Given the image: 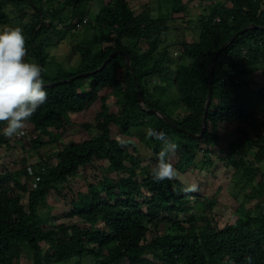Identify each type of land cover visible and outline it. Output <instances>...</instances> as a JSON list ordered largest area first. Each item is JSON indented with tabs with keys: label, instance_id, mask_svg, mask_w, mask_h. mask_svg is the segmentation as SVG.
I'll return each instance as SVG.
<instances>
[{
	"label": "trees",
	"instance_id": "1",
	"mask_svg": "<svg viewBox=\"0 0 264 264\" xmlns=\"http://www.w3.org/2000/svg\"><path fill=\"white\" fill-rule=\"evenodd\" d=\"M161 1L175 18L188 4L205 0ZM208 1V12L204 7L196 21L197 39L182 41L173 55L168 46L160 47L168 14L151 18L148 3L136 11L130 0H108L94 14L93 0H0V28H22L25 59L42 67L47 92L45 103L25 122L24 129H31L16 135L27 134L24 143L16 145L14 138L0 135V150L16 145L10 151L23 152L12 159L13 167L0 168V264H21V253L29 264H137L147 252L164 264H264V185L246 194L258 199L255 209L219 226L211 214L214 197L193 194L174 178L152 179L150 170L160 142L146 133L140 137L152 144L146 162L128 139L111 133L112 126L127 135L141 127L165 131L179 144L184 165L175 167L180 170L199 163L212 166L215 159L211 157L216 156L223 166L231 165L232 171L242 168V176L259 171L251 168L247 156L253 154V161L264 163V135H249L256 116L241 91L254 89V98L264 100V0ZM250 24L255 27L231 40ZM78 28L84 38L76 43L79 63L49 71L52 41L68 33L74 36ZM223 44L226 47L213 65L206 128L194 137L201 131L208 65ZM114 51L108 63L95 71ZM85 72L91 73L70 80ZM159 78L171 80L177 91L182 109L175 117L161 105L167 86L159 85ZM108 92L120 106L117 113L109 110ZM156 92L159 98L150 95ZM97 102L100 109L95 121L83 124L88 131L93 129L90 137L59 142L69 125V114ZM229 131L234 133L231 141L225 137ZM51 148L57 150L48 154ZM199 154L200 162L192 164ZM103 160L107 164L101 180H95L96 174L85 189L63 192L69 176H78L88 167L96 173ZM51 192L64 201L56 218L46 213Z\"/></svg>",
	"mask_w": 264,
	"mask_h": 264
},
{
	"label": "rangeland",
	"instance_id": "2",
	"mask_svg": "<svg viewBox=\"0 0 264 264\" xmlns=\"http://www.w3.org/2000/svg\"><path fill=\"white\" fill-rule=\"evenodd\" d=\"M108 0H93L92 4V11L94 14H96L99 11V8L102 6L103 3H105ZM131 3L130 6L134 8L136 11H140L142 7H144L147 3L149 4V16L151 18H158L160 14L167 13L168 14V20L165 22L164 26L167 27L165 35H162V39L164 38V42L160 45V47L168 46V49L173 53V55L177 54V51L179 50V43L182 41H190V40H196L198 37V30H199V23L197 24V18L198 15L203 12V8L205 7L206 11L208 12L207 5H210L208 0L200 2H193L191 4H188L186 6V9L183 13H177L175 18L171 17L169 15L168 10H166V7L164 6V3L161 0H130ZM264 2V1H263ZM146 3V4H145ZM231 4L227 2V6H230ZM174 18V19H173ZM187 21V22H186ZM190 21V24L188 23ZM198 22V21H197ZM183 28V29H182ZM65 37V38H64ZM62 39L55 38V40L52 41V44L48 48V59H47V69L51 72H56L57 69L62 67H73V65H77L79 63V55L76 50V43L83 42L84 38L82 37V29L78 28L74 32V36H72L70 33L66 34ZM78 37V38H77ZM77 39V40H75ZM189 60H186L188 62ZM49 67V68H48ZM258 80V78L253 79ZM159 85L161 86H167L166 87V93H164V96L160 97L158 93H150L151 96H156L157 98L164 99L161 102V105L166 109V113L168 115H172L175 117L177 113L180 112L182 107L179 104V97L177 95V91L174 87H172L171 80L157 79ZM251 86H254V84H250ZM171 86V87H170ZM152 90V87H149V91ZM256 91V90H255ZM248 94V95H246ZM256 92H254V89L251 91L248 87H243V90L241 91L242 97H244L247 101V104L251 106L253 109V115L254 121H252V127L248 128V133L251 137L256 138L258 135L263 134L264 135V100H257L254 97ZM116 97L113 95H110L108 92V98H107V104L109 105V110L112 113H117L120 109V106L118 103H116ZM263 103L262 105H260ZM259 104V105H258ZM258 105L256 108L255 106ZM100 109V102H97L93 105H91L88 109L80 111V112H74L69 114V125H67V130L62 131V136L59 139V142L62 144H65L70 141H82L83 139H86L90 137L89 135L92 134L94 131L89 130L84 126L83 124L93 123L95 121V116L98 113ZM222 126L226 127L227 125L223 124ZM31 127L28 126V130H30ZM146 128H136L133 129L132 135H127L123 133V131L116 126H112L111 133L112 135L119 136L122 135L123 138L128 139L130 143L134 144L137 148V153L140 155V157L144 158L145 161L146 158L151 155V145L140 141V137L145 134ZM233 129V128H231ZM28 130L23 129V133H26ZM91 131H93L91 133ZM122 131V132H121ZM224 131V130H223ZM39 131H36V133ZM226 132V131H224ZM121 133V134H120ZM225 135V137L231 141L232 137L234 136V133L229 131ZM232 133V134H231ZM24 137H17L16 135L11 136V138H14V143L16 145H21L24 143L23 141L27 138V134H24ZM47 137H44V140H46ZM16 145H11L10 147L2 146L0 150V168H2L3 165H8L10 167L12 164V159L20 156L23 154L22 151H10L12 150ZM8 150V152H6ZM56 148H51L48 151L49 153H53L56 151ZM129 151H132L129 149ZM248 163H253L252 167L254 171L259 170L258 172H246L249 173L247 175L242 176L243 171L242 168L238 169L236 168L234 171H232L231 165H224L222 164V161H216V156H213L214 163L212 166L200 165V154L195 156L193 158L194 163H199L198 166H191L190 168L184 169H178L175 167L184 165L183 158L181 157L180 153L176 150L174 154L170 156L171 163L176 169V176L174 177L175 180L180 181L185 187L188 188V191H191L193 194H202L208 198L214 197L215 202L212 206L211 214L214 216L215 220L218 222L219 226L224 225L225 223H233L238 217H242L244 214L248 213L249 210L255 209V204L258 202L257 198H250L247 197L246 194L249 192L257 191L256 188L263 189L264 185V163L253 161V154L251 156H247ZM37 159V158H36ZM36 159H33L34 161ZM99 164H101L102 169L99 167V170L97 168V172L94 173L93 168H87L84 170V172H80L78 176H69L68 177V187L63 188V192H70V191H77L85 189L88 182L95 180H101L100 174L103 173V168L106 166V161H99ZM147 165V164H146ZM200 166H202L200 168ZM250 166V165H249ZM262 180V181H261ZM37 181V180H36ZM33 187L35 186V183L33 182L31 184ZM63 186L66 185V183L62 184ZM194 187L195 190H191ZM26 200V199H25ZM61 197L54 196L53 192L49 193L47 204H46V213L51 214V217L56 218L61 214V207L64 206V201H61ZM50 208H52V211L50 213ZM256 211V210H255ZM250 212V211H249ZM182 217V215H180ZM59 221H68L67 219L60 218ZM167 231L170 228H166ZM143 256L148 257L152 260H157V256L152 253H144ZM21 264H29L28 258L24 256L23 253H21ZM128 264V263H124Z\"/></svg>",
	"mask_w": 264,
	"mask_h": 264
},
{
	"label": "clouds",
	"instance_id": "3",
	"mask_svg": "<svg viewBox=\"0 0 264 264\" xmlns=\"http://www.w3.org/2000/svg\"><path fill=\"white\" fill-rule=\"evenodd\" d=\"M26 55L22 28H0V135L4 137L23 135L25 122L47 99L43 69L37 63L28 62ZM145 132L148 138L161 144L156 163L150 170L152 179L157 182L173 179L176 169L170 156L176 152L179 144L163 130L149 127ZM36 180H39L38 176ZM191 190H195L194 187Z\"/></svg>",
	"mask_w": 264,
	"mask_h": 264
},
{
	"label": "water",
	"instance_id": "4",
	"mask_svg": "<svg viewBox=\"0 0 264 264\" xmlns=\"http://www.w3.org/2000/svg\"><path fill=\"white\" fill-rule=\"evenodd\" d=\"M251 27H255L253 24H250L249 26L239 30L237 33H235L232 37H231V40H233L238 34L248 30L249 28ZM226 47V44H223L215 53L214 55L212 56L210 62H209V65H208V92H207V98H206V101H205V104H204V113H203V118H202V123H201V131L200 133L198 134H195L193 135L194 137H200L204 131H205V128H206V116H207V109H208V106H209V102H210V99H211V87H212V82H213V65H214V62L215 60L217 59L218 55L220 54V52ZM120 50H118L119 52ZM117 52L114 51L112 52L105 60L104 62L102 63L101 66H99L95 71H99L101 70L107 63L108 61L110 60V58L115 55ZM125 58H126V65L129 67L130 69V56L125 53ZM132 72V71H131ZM89 73L91 72H85V73H81V74H78L72 78H70V80L74 79V78H78V77H82V76H85V75H88ZM132 76H133V79L134 81L136 82V79H135V76L132 72ZM68 79H65L64 81H67ZM51 83H47L45 85H49ZM137 84V82H136ZM138 85V84H137ZM137 99L140 103L141 106H143L144 104V101H143V97H142V94L140 92L139 89H137ZM150 111H152L153 113H156L157 115H159L160 117L164 118L165 120L173 123L171 120H169L167 117L163 116L160 111L154 109V108H151L149 109ZM176 126V125H175Z\"/></svg>",
	"mask_w": 264,
	"mask_h": 264
},
{
	"label": "built area",
	"instance_id": "5",
	"mask_svg": "<svg viewBox=\"0 0 264 264\" xmlns=\"http://www.w3.org/2000/svg\"><path fill=\"white\" fill-rule=\"evenodd\" d=\"M137 264H164L163 261L161 260H152V259H149L148 257L146 256H143V260L140 261L139 263Z\"/></svg>",
	"mask_w": 264,
	"mask_h": 264
}]
</instances>
